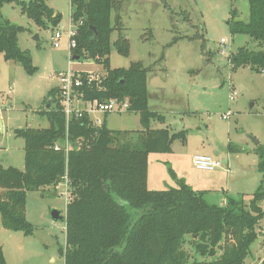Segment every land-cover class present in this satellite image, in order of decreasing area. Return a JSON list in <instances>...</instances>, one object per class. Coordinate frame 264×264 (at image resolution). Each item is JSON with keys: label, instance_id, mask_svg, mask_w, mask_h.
<instances>
[{"label": "trees", "instance_id": "16d2710c", "mask_svg": "<svg viewBox=\"0 0 264 264\" xmlns=\"http://www.w3.org/2000/svg\"><path fill=\"white\" fill-rule=\"evenodd\" d=\"M13 1L19 0H0V7ZM119 2L71 0L73 22L83 21L72 53L102 64L107 73L101 84L85 89V98L128 99V112L140 115L142 128L114 130L106 118L94 125L87 114L72 115L67 123L58 89H51V105L42 112L49 126L15 131L25 142L24 168L0 164L2 224L32 234L34 226L26 215L28 191L56 189L67 180L66 244L60 248L65 264H244L264 230V145L256 147L262 179L249 200L242 195L229 197L224 204L211 203L208 190H196L184 178L178 179V187L150 189L149 154L171 152L173 141L186 139V131L172 133L168 127L153 126L156 121L164 123L166 116L149 104L150 67L142 61L128 68L111 67L112 46L124 56L131 46L122 33L121 16L112 21ZM248 3V18L242 19L238 8H232L229 25L233 35H247L259 48L240 46L231 53V63L233 69L250 66L264 72V0ZM21 4L23 13L39 26L61 22V14L47 0ZM22 30L0 14V54L32 73L36 67L31 54L19 45ZM115 31L119 34L112 41ZM0 264H7L1 246Z\"/></svg>", "mask_w": 264, "mask_h": 264}, {"label": "rangeland", "instance_id": "374dc122", "mask_svg": "<svg viewBox=\"0 0 264 264\" xmlns=\"http://www.w3.org/2000/svg\"><path fill=\"white\" fill-rule=\"evenodd\" d=\"M22 1L30 0L6 2L0 7L3 18L24 27L19 45L30 52L36 67L31 73L20 62L0 54V164L20 169L25 166V142L15 131L49 126L48 116L42 112L48 108L51 89L59 85L52 75L67 70L71 60L66 38L61 47L54 46L52 40L53 33L65 32L69 26L71 0H47L61 14V22L48 27L39 26L23 13ZM119 1L112 21L121 16L122 33L131 46L127 56L112 46L111 67L128 68L136 61L150 67L149 104L166 116L164 123L156 121L153 126L168 127L172 133L186 131V139L173 141L171 152L149 154V188L178 187V179L184 178L194 189L208 190L206 198L211 203L224 204L227 198L242 195L249 200L262 179L256 147L264 145V72L250 66L233 69L231 54H219L222 38L227 39L232 52L240 46L259 48L251 37L233 35L229 25L232 8H238L242 19L248 18V0ZM118 34H112V41ZM98 66L93 59L74 64L85 70ZM233 91L237 94L230 99ZM228 113L229 118H224ZM104 118L114 130L142 128L135 112H114ZM196 154L218 156L225 167L199 169L193 162ZM64 189L61 182L56 189L48 186L28 191L26 215L34 226L32 234L5 228L0 214V246L7 264H65L60 248L66 244V222L52 216L53 209L66 215ZM263 260L264 230L244 264H261Z\"/></svg>", "mask_w": 264, "mask_h": 264}, {"label": "built area", "instance_id": "2783aa9c", "mask_svg": "<svg viewBox=\"0 0 264 264\" xmlns=\"http://www.w3.org/2000/svg\"><path fill=\"white\" fill-rule=\"evenodd\" d=\"M82 23L83 21L81 20L78 23H74L72 17H70V23L65 32L57 30L55 33H53L52 40L54 46L56 47H61L63 44L62 39L66 38L67 47L71 52V60L69 61L67 70L60 72L57 71L52 75V77L59 79L57 97L59 99V104L65 113L67 123L69 122L72 115L81 117L87 114L91 118V121L94 125H101L104 120L102 118L104 115L114 112H128L130 104L128 99L121 100L118 98H112L100 100L85 98V89L92 87L94 84H101L107 73L104 66L95 62L94 60L93 62L97 63L99 65L98 67L89 68L87 70L74 67V64L84 62V58H74L76 56H74L72 53L73 49L77 47L78 27ZM231 53V45L228 44L226 38H222L219 54L229 56ZM101 69L102 71L100 72ZM235 94H237V92L233 91V93L230 95V99H233ZM94 113H100L102 114V117H93L92 115ZM229 116L230 114L228 113L223 117L229 118ZM55 149L60 150L61 146L56 145ZM65 149L68 151V143H66ZM193 162L197 168L209 171H214L218 168L225 167L222 159L214 155L196 154L193 156ZM63 184L65 186L63 193L68 203L70 196L67 180Z\"/></svg>", "mask_w": 264, "mask_h": 264}, {"label": "water", "instance_id": "95a60500", "mask_svg": "<svg viewBox=\"0 0 264 264\" xmlns=\"http://www.w3.org/2000/svg\"><path fill=\"white\" fill-rule=\"evenodd\" d=\"M94 30L96 31V29H94ZM74 58H77V57H74ZM49 106H50V102L48 103V106L47 107H49ZM0 128H1V130H3V122H2L1 119H0ZM256 143L259 144V141H256ZM52 216L55 219H65L66 218V215L63 216L61 214L60 210H58V209H53L52 210Z\"/></svg>", "mask_w": 264, "mask_h": 264}, {"label": "crops", "instance_id": "0c3cea01", "mask_svg": "<svg viewBox=\"0 0 264 264\" xmlns=\"http://www.w3.org/2000/svg\"><path fill=\"white\" fill-rule=\"evenodd\" d=\"M102 118L104 119V116Z\"/></svg>", "mask_w": 264, "mask_h": 264}]
</instances>
